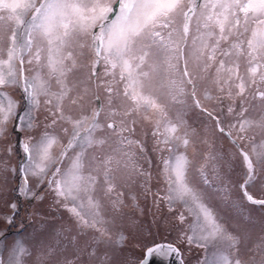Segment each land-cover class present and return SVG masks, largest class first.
<instances>
[{
    "label": "snow or ice",
    "instance_id": "obj_1",
    "mask_svg": "<svg viewBox=\"0 0 264 264\" xmlns=\"http://www.w3.org/2000/svg\"><path fill=\"white\" fill-rule=\"evenodd\" d=\"M0 209V264H264V0H0Z\"/></svg>",
    "mask_w": 264,
    "mask_h": 264
},
{
    "label": "rangeland",
    "instance_id": "obj_2",
    "mask_svg": "<svg viewBox=\"0 0 264 264\" xmlns=\"http://www.w3.org/2000/svg\"><path fill=\"white\" fill-rule=\"evenodd\" d=\"M186 119H188L189 123L193 127H196L199 131H203L205 124H207V121L205 120L203 115L197 118L195 113H189ZM227 146H228L227 142H225V147ZM254 191L257 196L261 195L259 189H256ZM141 203L144 204L143 200L141 201ZM50 205H51V197H49L45 202H43V210L46 213H48L44 221L41 222L39 218H37L36 220L32 222V224L39 226L41 223H43L44 227L50 230L52 243H56L58 239H62V237L57 236V232L61 229V227H67L70 224V217L65 210L57 209L55 207H50ZM246 207L249 209L257 208V206L248 205L247 203H246ZM0 210H3V209H0ZM165 213H166V210H165ZM252 215L254 218L259 219L261 216H264V213H261L259 210H256L252 213ZM229 221L231 222V217H229ZM39 230L43 231L44 229L40 228ZM32 231H33V228L29 227L28 232H32ZM74 232H75V229L73 228V233ZM53 235L55 238L53 237ZM156 239H163V234H161V236L159 237H156ZM169 239H171V237ZM151 242H152L151 239H148L145 241V243H151ZM195 251H199V250H194V252ZM131 252L133 255H136V256L143 255L142 252L136 251L135 248H132ZM184 258L187 264H191V261L193 260L194 256L192 254H189L187 251H184Z\"/></svg>",
    "mask_w": 264,
    "mask_h": 264
},
{
    "label": "water",
    "instance_id": "obj_3",
    "mask_svg": "<svg viewBox=\"0 0 264 264\" xmlns=\"http://www.w3.org/2000/svg\"><path fill=\"white\" fill-rule=\"evenodd\" d=\"M152 264H165V262L159 261V260H153ZM168 264H175V262L174 261H169Z\"/></svg>",
    "mask_w": 264,
    "mask_h": 264
},
{
    "label": "flooded vegetation",
    "instance_id": "obj_4",
    "mask_svg": "<svg viewBox=\"0 0 264 264\" xmlns=\"http://www.w3.org/2000/svg\"><path fill=\"white\" fill-rule=\"evenodd\" d=\"M53 237H54V235H53ZM55 238V237H54Z\"/></svg>",
    "mask_w": 264,
    "mask_h": 264
}]
</instances>
